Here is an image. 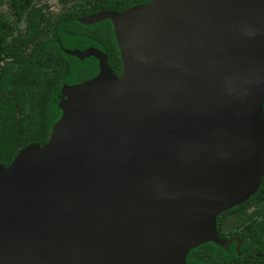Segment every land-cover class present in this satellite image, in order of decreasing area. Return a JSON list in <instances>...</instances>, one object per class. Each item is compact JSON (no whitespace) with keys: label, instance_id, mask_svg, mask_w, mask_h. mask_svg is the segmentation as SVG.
Here are the masks:
<instances>
[{"label":"water","instance_id":"95a60500","mask_svg":"<svg viewBox=\"0 0 264 264\" xmlns=\"http://www.w3.org/2000/svg\"><path fill=\"white\" fill-rule=\"evenodd\" d=\"M109 21L116 75L63 84L48 141L0 164V264H187L264 177V0H150Z\"/></svg>","mask_w":264,"mask_h":264},{"label":"trees","instance_id":"16d2710c","mask_svg":"<svg viewBox=\"0 0 264 264\" xmlns=\"http://www.w3.org/2000/svg\"><path fill=\"white\" fill-rule=\"evenodd\" d=\"M43 1L0 0V164L4 167L21 149L48 141L60 115L56 99L62 85L96 75L95 59L79 61L63 49L95 47L107 55L113 72L120 73L110 22L83 26L78 20L101 10L121 13L150 0H59L57 13ZM217 233L222 239L238 237L240 255L235 243L227 251L208 243L192 251L187 264H264V178L253 197L217 218Z\"/></svg>","mask_w":264,"mask_h":264},{"label":"rangeland","instance_id":"374dc122","mask_svg":"<svg viewBox=\"0 0 264 264\" xmlns=\"http://www.w3.org/2000/svg\"><path fill=\"white\" fill-rule=\"evenodd\" d=\"M43 2H47L49 7H50V11L53 13H57L59 11V9L61 8V5L59 3V0H44ZM4 10L7 9V6L3 7ZM22 27V25H21Z\"/></svg>","mask_w":264,"mask_h":264},{"label":"flooded vegetation","instance_id":"af4514ba","mask_svg":"<svg viewBox=\"0 0 264 264\" xmlns=\"http://www.w3.org/2000/svg\"><path fill=\"white\" fill-rule=\"evenodd\" d=\"M84 17H85V16H84ZM82 18H83V17H82ZM80 19H81V18H80ZM94 25H95V24H94ZM263 178H264V177H263ZM261 181H262V180H261ZM260 184H261V183H260ZM258 189H259V188H258ZM257 191H258V190H257ZM252 197H253V196H252ZM247 201H248V200H247ZM247 201H245V202H247ZM245 202H244V203H245ZM244 203H242V204H244ZM242 204H241V205H242ZM239 206H240V205H239ZM234 237H235V236H234ZM230 238H231V237H230ZM236 238L239 239L238 237H236ZM228 239H229V238H228ZM228 239H224V240H228ZM239 240H240V239H239ZM233 243L236 244V246H235V250H236L237 242H233ZM233 243H232V244H233ZM232 244H231V245H232ZM240 244H241V240H240ZM229 247H230V246H229ZM239 249H240V247H239ZM236 252H238V255H240L239 250H238V251L236 250Z\"/></svg>","mask_w":264,"mask_h":264}]
</instances>
